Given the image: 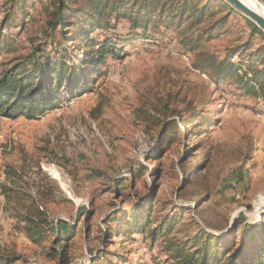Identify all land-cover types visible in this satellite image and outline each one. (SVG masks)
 <instances>
[{
	"label": "rangeland",
	"instance_id": "obj_1",
	"mask_svg": "<svg viewBox=\"0 0 264 264\" xmlns=\"http://www.w3.org/2000/svg\"><path fill=\"white\" fill-rule=\"evenodd\" d=\"M5 1L0 0V22L8 8ZM32 1L31 13L37 17L39 0ZM192 1L200 7L210 4L204 24L227 13L218 0ZM254 1L264 8V0ZM83 4L84 0H74L75 6ZM19 14L15 12V19ZM227 21L205 39L200 51L225 57L228 50L245 44L249 30L243 19L229 14ZM98 22L100 28L90 34L96 44L75 49L77 59L84 49L95 51L105 40L119 51L105 57L92 76L90 92L65 98L34 119L0 115V256L16 258L13 264H57L48 256L55 228L71 226L74 235L62 245L72 264H90L99 249L127 256L138 264H176L159 252L161 245L150 249L149 240L142 234L115 235L106 243L103 220L126 209L132 212L128 204L145 195L148 186L155 188L156 201L172 204L167 211L177 212L181 222L192 219L214 236L233 230V246L239 242L238 231L245 226L264 229V102L238 94L231 80L215 89L207 73L193 65L192 54L181 48L173 32L162 24L159 34L154 32L153 39L146 40L127 35L129 22L125 18L116 20L106 14ZM38 25L32 26L30 35ZM0 33L13 38L16 46L0 54V64L27 53L24 32L0 27ZM71 43L66 45L69 52L74 51ZM259 46L260 40H255L231 61L247 64L248 58H244L249 50L256 54ZM261 54L259 58L253 56L254 68H264V52ZM246 69L244 65L241 71ZM207 96L213 100L210 108L219 110L213 116L217 120L213 126L202 135L175 140L170 148L161 143L159 158L146 161L150 149L159 142L160 127L153 128V122L172 110L186 115L188 102L192 108L199 107ZM100 99L104 105L94 119L92 111ZM169 120L179 127L177 119ZM186 146L196 154L197 175L195 183L179 192V161ZM144 162L157 173L139 179L136 168ZM124 179V185L119 186ZM116 189L120 195L114 193ZM198 194L204 195L205 201L196 208ZM32 200L45 216L39 244L30 242L20 223L21 213ZM179 205L190 209L192 215L175 208ZM157 210L151 211L150 226H155ZM180 224L167 237L184 238L197 231L193 227L185 232L179 229Z\"/></svg>",
	"mask_w": 264,
	"mask_h": 264
},
{
	"label": "trees",
	"instance_id": "obj_2",
	"mask_svg": "<svg viewBox=\"0 0 264 264\" xmlns=\"http://www.w3.org/2000/svg\"><path fill=\"white\" fill-rule=\"evenodd\" d=\"M127 1H130V8ZM158 1L160 0H97V2L84 0V4L78 7L74 5V0H39L40 13L37 17H33L31 13L34 11L32 0L5 1L4 5H8V8L0 27L3 30L7 27L17 28L18 32H24L28 48L27 53L0 64V115L5 118L25 116L27 119H34L58 106L65 98L90 92V84L94 79L92 76L97 73L98 67L104 64L108 54L114 55L119 50L114 48L110 41L105 40L95 51L84 49L81 58L77 59L79 57L76 56L78 52L75 49H79L82 44L84 47L96 44L90 34L100 28L98 21L106 14L115 16L116 20L127 19L129 22L127 35L133 37L140 35L146 40H152L154 32L159 34L158 26L162 24L164 28L173 32L180 47L192 54L193 65L207 73L215 89L220 88L221 83L231 80L238 94L264 102V68H254L255 64H251L253 56L257 55L256 58H259L263 55L261 52H264V33L260 28L238 13L225 0L218 1L221 7L227 9V13L218 19L208 20L205 24L210 4L200 7L192 0H165L161 5L153 7L152 5ZM137 7L141 10H136ZM135 10L137 12H134ZM15 12L20 13L16 19ZM229 14L242 18L246 23L249 36L245 44L228 50L225 57L200 51L205 39L227 24ZM33 23L39 25L35 33L30 35ZM254 36L256 39L252 38ZM255 40H260V46L256 54L249 50L244 58H248L247 64L231 61L232 56L252 47ZM70 41L71 50L72 48L74 50L71 52L66 48ZM15 49L13 38L0 33V54ZM244 65H247V69L242 72ZM212 103L213 100L207 96L201 100L199 107L192 108V102H188L186 107L189 110L186 115L172 110L164 115V119L154 121L153 128L160 127L159 142L150 149L146 161L152 162L159 158L162 153L159 146L161 143L163 147L170 148L175 140L181 141L189 135H202L208 127H212V123L217 121L213 116L219 113L217 108H210ZM103 105L104 101L100 99L92 111L94 119L101 114ZM169 119H177L179 127L177 122ZM195 158L193 149H187L186 146L179 161L181 169L179 192H185L190 184L195 183L193 181L197 175V166L193 161ZM136 169L139 179L145 176L153 177L157 173L156 168L148 166L146 162L139 163ZM125 181L121 180L119 186H123ZM144 185L147 188L148 184ZM117 189L114 193L120 195V190ZM198 196L195 201L196 208L205 201L204 195ZM171 205L156 201L155 188L152 190L148 186L145 195L128 204L132 212H127L126 209L103 220L107 235L106 243L115 235L131 237L137 233L145 235L143 239L149 240L150 249L155 244L161 245L159 252L176 264H264L263 226L247 225L240 232L237 230L239 242L233 246L231 241L235 233L233 230L223 236L210 235L192 219L181 222L177 212L169 213L167 208ZM156 208L158 210L153 220L155 226H150L151 211ZM175 208L185 209L184 213L192 215L191 210L185 206L179 205ZM21 214L20 223H23V229L30 242L41 243L43 241L41 224L45 223L44 212L36 207L35 201L32 200L31 205L25 207L24 213ZM179 223H181L179 229L185 232L193 227H196L197 231L191 235L186 234L187 237L184 238L167 237ZM72 229L71 226L55 228V240L48 256L57 264H72L66 246L62 245L64 239L74 235ZM15 261L16 258L0 256V264H13ZM128 261L129 264H138L127 256L99 249L93 255L90 264H125Z\"/></svg>",
	"mask_w": 264,
	"mask_h": 264
},
{
	"label": "water",
	"instance_id": "obj_3",
	"mask_svg": "<svg viewBox=\"0 0 264 264\" xmlns=\"http://www.w3.org/2000/svg\"><path fill=\"white\" fill-rule=\"evenodd\" d=\"M225 1L229 3L238 13L253 22L264 33V18L262 16L256 14L255 12L244 6V4H242L239 0ZM222 234H224V232Z\"/></svg>",
	"mask_w": 264,
	"mask_h": 264
},
{
	"label": "bare ground",
	"instance_id": "obj_4",
	"mask_svg": "<svg viewBox=\"0 0 264 264\" xmlns=\"http://www.w3.org/2000/svg\"><path fill=\"white\" fill-rule=\"evenodd\" d=\"M244 6L264 18V8L258 5L254 0H239ZM58 178V177H57Z\"/></svg>",
	"mask_w": 264,
	"mask_h": 264
}]
</instances>
